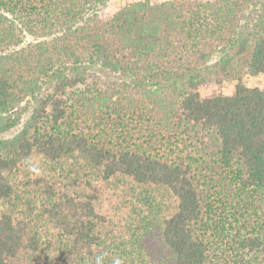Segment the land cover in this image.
I'll return each instance as SVG.
<instances>
[{
    "label": "trees",
    "instance_id": "16d2710c",
    "mask_svg": "<svg viewBox=\"0 0 264 264\" xmlns=\"http://www.w3.org/2000/svg\"><path fill=\"white\" fill-rule=\"evenodd\" d=\"M108 1L0 0V264H264V1Z\"/></svg>",
    "mask_w": 264,
    "mask_h": 264
},
{
    "label": "rangeland",
    "instance_id": "374dc122",
    "mask_svg": "<svg viewBox=\"0 0 264 264\" xmlns=\"http://www.w3.org/2000/svg\"><path fill=\"white\" fill-rule=\"evenodd\" d=\"M136 1H149L151 3H156V2H160V1H164V0H109L104 6H102L101 9L106 14L112 15L116 11H118L119 9L124 7L125 5H128V4H130L132 2H136ZM260 1L263 2L264 0H258L257 2H260ZM258 7L259 6H254V8H258ZM31 42H36V39L30 35H26L25 41L22 44V46L27 45L28 43H31ZM90 74L93 75L94 78L100 80L103 83H108V82L120 80V76L109 73L103 69H100V67L90 68ZM242 82L245 85L250 86V87L264 88V73L253 74L251 72H247L244 75ZM236 83H237V81H235V80H227V81H224L220 85H211L207 88L202 89V94L205 96L206 95L211 96V95L231 94L235 90ZM29 115H30V112L26 113L25 117L23 118V121H25V119L28 118ZM19 128L20 127L12 129V130L2 134L1 137L9 138V137L13 136Z\"/></svg>",
    "mask_w": 264,
    "mask_h": 264
},
{
    "label": "clouds",
    "instance_id": "9594fccd",
    "mask_svg": "<svg viewBox=\"0 0 264 264\" xmlns=\"http://www.w3.org/2000/svg\"><path fill=\"white\" fill-rule=\"evenodd\" d=\"M97 264H99V260L97 261ZM114 264H121V262H120L119 259H117V260L114 261Z\"/></svg>",
    "mask_w": 264,
    "mask_h": 264
}]
</instances>
